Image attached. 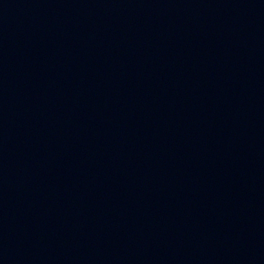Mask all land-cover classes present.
<instances>
[{
    "label": "water",
    "instance_id": "1",
    "mask_svg": "<svg viewBox=\"0 0 264 264\" xmlns=\"http://www.w3.org/2000/svg\"><path fill=\"white\" fill-rule=\"evenodd\" d=\"M0 264H264V0H0Z\"/></svg>",
    "mask_w": 264,
    "mask_h": 264
}]
</instances>
